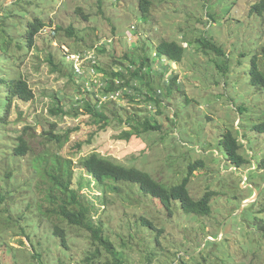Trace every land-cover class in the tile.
<instances>
[{
	"label": "rangeland",
	"instance_id": "rangeland-1",
	"mask_svg": "<svg viewBox=\"0 0 264 264\" xmlns=\"http://www.w3.org/2000/svg\"><path fill=\"white\" fill-rule=\"evenodd\" d=\"M147 1L144 18L137 0H0V109L6 84L18 73L34 94L30 102L12 101L0 127V153H7L26 126L38 136L50 124L58 134L70 131L66 143L49 149L72 160L73 188L94 207L91 222L101 223L103 235L125 253V264H145L148 237L147 253L155 260L150 264H264L259 229L264 221V88L249 77L252 63L264 76V15H249L257 0ZM35 21L43 26L27 50L24 36ZM161 40L182 48L178 63L156 55ZM90 49L102 69L113 67V61L125 67L147 55L152 71L148 85L140 88L151 101L120 97L108 107L114 115L107 111L105 129L77 105L83 83L65 58ZM176 76L179 85H171ZM56 97L70 115H51ZM72 109L82 114L75 117ZM128 117L140 136L118 139L132 128ZM145 120L158 129L143 131ZM225 132L242 145L247 164L235 167L227 160L219 146ZM91 154L138 168L161 184L180 182L188 165L200 161L188 191L195 201L212 193L210 212L189 217L172 204L169 213L135 185L118 183L116 194L104 193L81 166ZM33 158L0 161V178L14 172L0 179V194L12 201L8 212L0 206V264H86L91 249L86 231H67L69 249L53 237L39 202L41 191H35L39 176ZM9 190L15 193L6 194ZM142 217L161 232L157 250L152 233L133 227Z\"/></svg>",
	"mask_w": 264,
	"mask_h": 264
},
{
	"label": "trees",
	"instance_id": "trees-1",
	"mask_svg": "<svg viewBox=\"0 0 264 264\" xmlns=\"http://www.w3.org/2000/svg\"><path fill=\"white\" fill-rule=\"evenodd\" d=\"M139 13L145 18L149 13L150 2L147 0H137ZM249 15H264V0H257L256 3L250 7ZM43 24L39 21H35L33 24H29L28 29L24 36V43L26 48H30L34 45V37L37 35ZM152 44V43H151ZM215 50L216 47L213 46ZM145 46L143 51L145 50ZM146 51V50H145ZM156 55H165L167 61L172 63H178L181 60L182 48L175 42H168L161 40L155 46ZM218 51V50H217ZM156 57V56H155ZM113 67L102 69L100 64L99 69H102L99 74L101 81L105 84L101 93H117L119 91L124 93L125 97H128L132 102L140 103L142 100L151 101L148 92L140 91V88L146 83V77L150 76L151 67L149 65V57L142 55L131 60L125 67L121 62H114ZM124 68H121V67ZM56 68L57 66L54 65ZM145 74V76H144ZM175 75V74H173ZM17 79H10L6 84L5 97L3 98V106L0 109V127L6 124V118L9 112L10 105L13 100H20L23 102H30L34 99V94L29 88L28 83L24 80L19 73ZM250 83L254 86H262L264 88V76L258 71L255 63L251 64L249 71ZM2 83V82H1ZM171 85H179L178 77L176 76ZM131 91L132 94L128 93ZM154 91V95H155ZM100 92H92V97L98 101ZM56 100L55 106L49 111L53 116H68L70 113L65 112L62 107V102L58 97L53 98ZM115 104V102H112ZM109 105L102 104L101 108H98L92 101H85L83 113L97 120L96 123H101V129H105L108 125L109 117L107 111ZM74 116L82 114L72 109ZM114 115V112H110ZM73 116V115H71ZM130 117L127 118L128 127H132L129 123ZM135 121V120H134ZM149 120H145L142 123L143 131L156 130V127L150 126ZM70 131L61 135L56 133V126L50 124L48 130H45L41 135H37L35 130L30 126H26L21 135L18 136L12 144H8L7 153H0V161L4 158H22L27 155H34L31 161L32 168L39 176L38 184L35 187V191H41L42 198L40 199L41 207L46 217L51 220L53 237L59 239L60 246L64 249H69L68 234L67 231L72 227L75 229H81L86 231L89 236V246L91 247L88 255L85 258L86 264H125L123 257L125 253H121L120 250L113 245L109 238L103 235V229L100 225H94L91 222V210L94 209L92 205L86 200V198L80 195V192L73 188L74 169L71 159H66L58 153L49 149L50 145L64 144L68 141ZM38 136V137H37ZM132 136H140V130L132 127L129 131H122L118 139H124L129 141ZM37 137V138H36ZM1 138V135H0ZM219 146L225 152L227 160L235 167H241L248 163V161L240 154L242 145L238 142L237 138L232 136L230 132H225L219 139ZM14 165V164H13ZM81 166L86 173L92 176L93 181L103 188V192H112L116 194L118 183L135 185L145 195H149L151 198L159 201L165 211L171 213V205L175 204L187 216H203L208 215L210 212V196L211 193H206L200 200L195 201L191 198L188 191V183L192 172L203 166V163L197 161L187 167V176H185L178 183H166L161 184L154 180L146 172L135 168L125 167L112 163L108 159L100 157L95 154L81 160ZM259 165L258 168H260ZM14 172L11 170L6 172L3 177L11 178ZM15 191L9 190L6 194L11 195ZM39 200V199H38ZM8 202L3 194H0V206L4 212H8L10 208L7 205ZM43 204H46L44 208ZM1 210V209H0ZM67 227V230L61 226ZM135 230L144 229L150 233L151 236H155L157 240V248L161 246L158 239V232L152 221L146 218H141L140 221L133 225ZM260 231L264 232L263 225L259 227ZM155 232V234H154ZM148 242H143V249L146 253L144 257L145 264H150L155 261L150 258V254L147 253ZM126 246V245H124ZM159 253V252H158ZM126 258V257H125ZM127 262V261H126Z\"/></svg>",
	"mask_w": 264,
	"mask_h": 264
},
{
	"label": "clouds",
	"instance_id": "clouds-1",
	"mask_svg": "<svg viewBox=\"0 0 264 264\" xmlns=\"http://www.w3.org/2000/svg\"><path fill=\"white\" fill-rule=\"evenodd\" d=\"M26 49L30 50L29 48H26ZM73 56H75V57L79 56L82 60L79 64L80 72H77V70L75 68V62H74V59L72 58ZM155 56L156 55L154 54V57ZM65 58L67 59V61L71 62V64H72L71 69L73 70L72 73H73L74 77L76 79H79L83 83V86L81 88V95H79L77 97V102H76L77 105L81 104L82 106H84L85 101H92V103L96 104L98 108H101L102 104H105V103L106 104H112V102H119L117 100L120 97L121 98L125 97L124 93L121 91H119L117 93H104V94L101 93V89L105 84L100 79L99 74H101L102 69H99L100 61H98L97 53L93 49H90V50L82 52V53L81 52H75V53H69L68 52V54L65 56ZM86 58H89V59H86ZM165 81L168 84L167 80H165ZM92 92H95L97 94H98V92L101 93V95H97L98 101L96 100L95 97L94 98L91 97L92 100H90L88 97L87 98L84 97V95L86 93H89L90 95H92ZM128 93L132 94L131 91H128ZM157 93L161 95L162 91L158 90ZM157 93L155 92L154 96H158ZM126 98H128V97H126ZM135 101H137V99H135ZM149 131H151V130H149ZM208 193H210V192H208ZM211 196H212V193H211ZM210 201H211V198H210Z\"/></svg>",
	"mask_w": 264,
	"mask_h": 264
},
{
	"label": "built area",
	"instance_id": "built-area-1",
	"mask_svg": "<svg viewBox=\"0 0 264 264\" xmlns=\"http://www.w3.org/2000/svg\"><path fill=\"white\" fill-rule=\"evenodd\" d=\"M72 58L74 59L75 68H76L77 72H80V70H79V64L82 61L81 58L79 56H76V57L73 56ZM86 59H89V58H86Z\"/></svg>",
	"mask_w": 264,
	"mask_h": 264
}]
</instances>
